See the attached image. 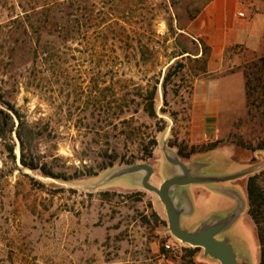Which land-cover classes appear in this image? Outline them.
<instances>
[{"label":"rangeland","instance_id":"rangeland-1","mask_svg":"<svg viewBox=\"0 0 264 264\" xmlns=\"http://www.w3.org/2000/svg\"><path fill=\"white\" fill-rule=\"evenodd\" d=\"M237 2L247 34L263 26L260 44L227 43L211 73L202 34ZM263 55L264 0H0V109L14 123L0 138V264H221L171 233L142 185L147 171H135L151 166L159 187L193 146L216 140L234 145L235 159L229 148L196 153L192 170L212 194L182 226L227 220L218 238L259 264L247 180L264 171V150L235 143L264 138V110L249 116L234 84L219 137L205 135L204 118L205 83ZM230 187L238 203L224 213L217 193Z\"/></svg>","mask_w":264,"mask_h":264},{"label":"crops","instance_id":"crops-1","mask_svg":"<svg viewBox=\"0 0 264 264\" xmlns=\"http://www.w3.org/2000/svg\"><path fill=\"white\" fill-rule=\"evenodd\" d=\"M240 5L239 3H234L233 6L230 9H223L221 8V11L218 15V20L211 19L207 22L205 31L202 35H204L207 39H209L211 45L213 46V56L210 63V72L216 73L220 72L223 68V62L220 61V55L224 51L227 43H245L249 46L256 48L260 44L261 41V34H262V28L263 26H257V28L252 30L253 32L248 33L245 29L242 28L243 23L238 18V13H241L239 11ZM218 22V23H216ZM255 23V19L253 21L249 22V25ZM251 26V25H250ZM216 27L218 30L216 31ZM216 34H222L223 38L221 39L220 43L214 42V37ZM218 61V63H217ZM218 64V65H216ZM206 89L208 90V94L206 95V102H205V118H204V129L205 132H210V134L205 135H211V136H217L220 135L216 134L217 127L219 126L221 122V111L223 108L227 105L228 100H233V95L236 94L233 88V85L236 84V90L237 94L241 97V103L244 101L245 98V80L244 75L241 72H235L228 76L221 77L217 80H213L212 82H206ZM230 88V89H229ZM233 88V89H232ZM215 90V92L210 91ZM219 148H229L230 151H233L229 154V157L231 159H235L236 154V147L232 144H221L215 149L208 151L212 152ZM205 152V153H208ZM197 155L194 154L190 158H187L184 161V164L186 167L191 171V175L199 177L200 175L195 173L192 169H194L195 165H192L191 163L196 160ZM243 172V171H242ZM241 173V172H239ZM239 173L233 174L231 176H228L229 182H232L234 180H237L240 176ZM182 175L180 171H175L173 174L167 176L168 178ZM167 178V179H168ZM165 181V179H164ZM199 186V187H198ZM200 183L197 184H191V185H185V186H176L170 190V195L172 200L174 201V204L179 211L180 214V224L182 226V219L188 220L193 214L195 213V210L199 206H205L209 204V197L211 196L212 192L205 189V187H200ZM217 194H220L219 200L224 205L223 212H231L232 210L236 209L238 198L236 189L230 187V189H222ZM248 203V200H247ZM245 207L244 209H246ZM218 222L217 220H213L211 218H206L201 224L199 225H189L186 224L185 229H191L192 232L197 231L203 224L207 222ZM184 229V228H183Z\"/></svg>","mask_w":264,"mask_h":264},{"label":"trees","instance_id":"trees-1","mask_svg":"<svg viewBox=\"0 0 264 264\" xmlns=\"http://www.w3.org/2000/svg\"><path fill=\"white\" fill-rule=\"evenodd\" d=\"M52 10V7L48 8ZM210 50L209 47L203 48V56L207 61L206 50ZM244 79H245V97L247 114L254 116V109L264 110V55L258 58L247 60L241 67ZM147 112L150 116H155V109L152 100L150 99ZM264 114V112H263ZM23 123L20 122L17 129V136L21 139V129ZM14 123L12 117L5 111L0 109V138L5 140L13 132ZM224 140H216L210 144L203 145L201 147L193 146L187 155H183V151L180 149L179 152L184 157H190L196 153L208 152L219 145L223 144ZM244 149L257 151L264 150V138H260L258 142L253 145L251 143H245L239 141L235 143ZM152 152L145 151V157H151ZM33 168V167H32ZM247 200H248V215L252 219L257 233V238L260 247V261L259 264H264V171L258 174H254L248 177L247 180ZM199 248L191 249L197 250ZM185 264H196L193 260L187 261Z\"/></svg>","mask_w":264,"mask_h":264},{"label":"water","instance_id":"water-1","mask_svg":"<svg viewBox=\"0 0 264 264\" xmlns=\"http://www.w3.org/2000/svg\"><path fill=\"white\" fill-rule=\"evenodd\" d=\"M174 164L179 166L182 175L166 179L159 187L150 182L154 172L151 166L140 165L135 168V171H147L142 185L146 190L154 192L160 198L166 210L171 233L178 240L191 247L203 248L205 254L215 258L221 264H248L240 260L228 240L218 238V234L227 226V220L215 223L211 221L207 222L195 232H189L181 227L180 214L171 198L170 190L176 186L201 183L202 181H206V178L191 175V171L182 162L177 161ZM210 180H214V178Z\"/></svg>","mask_w":264,"mask_h":264}]
</instances>
